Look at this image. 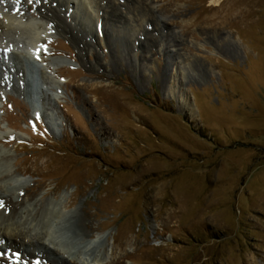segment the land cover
Returning a JSON list of instances; mask_svg holds the SVG:
<instances>
[{
  "label": "rangeland",
  "instance_id": "rangeland-1",
  "mask_svg": "<svg viewBox=\"0 0 264 264\" xmlns=\"http://www.w3.org/2000/svg\"><path fill=\"white\" fill-rule=\"evenodd\" d=\"M0 170L62 264H264V0H0Z\"/></svg>",
  "mask_w": 264,
  "mask_h": 264
},
{
  "label": "bare ground",
  "instance_id": "bare-ground-1",
  "mask_svg": "<svg viewBox=\"0 0 264 264\" xmlns=\"http://www.w3.org/2000/svg\"><path fill=\"white\" fill-rule=\"evenodd\" d=\"M111 12H112L111 15H117L116 14L117 12L114 8H112ZM48 13H49V16L51 18L56 20V22H57L56 24L58 25L59 31H62L65 35L70 37L80 47V49H89L90 48V43L87 41V39L76 29L75 26H73L71 23H69L66 20V18L59 11H57L52 4L49 5V7H48ZM5 17L7 18V19L5 18L6 20L12 18V16H9V15H7ZM119 19H121V18H117V16H116V20H119ZM148 44H150V43L147 41V45ZM183 99H184V103L187 104V99H185V98H183ZM4 174H6V173H4ZM5 179H8L7 174L0 176L1 182H2V180L5 181ZM25 198H26L25 194H23V197L21 200H19V199L15 200L12 196L11 197H6V196L1 197V200L4 203V207L8 208L10 213L8 214V217L5 220V222H7V223L3 227L0 226V234L3 236V238L6 239V241H5L6 247L5 248H3L2 244L0 243V251H1V253H0V264H8L10 261H12L11 258L15 252L19 253L18 254V264H48V262H51L53 264H62V262H60L59 260L51 258L48 255V253L45 251L40 250L41 251L40 252V251H35L32 249L22 247V245H21V243L23 242L22 237H21L22 238L21 241L16 239L18 232H19V236H20V232L21 233L24 232L25 234H28L31 229H34L31 227H29V229H28V227L22 226V228L18 230L17 227L12 228L11 227L12 224L8 222V221H11L15 216H17V214H19V217H20L19 219L24 218L26 216L23 209L21 211L18 210V209H20V206L22 204H24ZM43 218H45V222L43 224L45 227V230H43V233L41 234V238L43 239V241H41V243L42 244L46 243V241L49 239L51 240L50 242L55 243L51 239L52 238V232L55 230L53 228L54 223L52 220H54V221L60 220L61 222L60 221L59 222L62 223L64 221L63 219H65L64 213H61L60 210H57L56 206L52 205V203H48L46 213L43 214ZM26 221H27V219L24 220L23 224L26 223ZM59 222H58V224H59ZM76 222H78V221H76ZM78 224L79 225L85 224V221H79ZM15 230H17V232ZM60 231H61V228H60L59 232ZM14 235L16 237H14Z\"/></svg>",
  "mask_w": 264,
  "mask_h": 264
},
{
  "label": "snow or ice",
  "instance_id": "snow-or-ice-1",
  "mask_svg": "<svg viewBox=\"0 0 264 264\" xmlns=\"http://www.w3.org/2000/svg\"><path fill=\"white\" fill-rule=\"evenodd\" d=\"M29 2H32V0H29ZM8 49H6L7 51ZM37 59H39V51H37ZM38 118V117H37ZM4 207V203L2 200H0V208Z\"/></svg>",
  "mask_w": 264,
  "mask_h": 264
}]
</instances>
